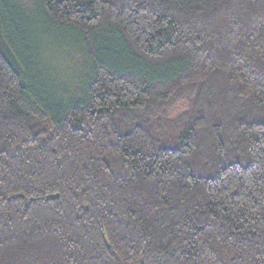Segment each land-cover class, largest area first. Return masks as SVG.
<instances>
[{
  "label": "trees",
  "instance_id": "obj_1",
  "mask_svg": "<svg viewBox=\"0 0 264 264\" xmlns=\"http://www.w3.org/2000/svg\"><path fill=\"white\" fill-rule=\"evenodd\" d=\"M37 1L0 0V264H264V0Z\"/></svg>",
  "mask_w": 264,
  "mask_h": 264
},
{
  "label": "rangeland",
  "instance_id": "obj_2",
  "mask_svg": "<svg viewBox=\"0 0 264 264\" xmlns=\"http://www.w3.org/2000/svg\"><path fill=\"white\" fill-rule=\"evenodd\" d=\"M19 6L27 11H32V16L37 17L38 16V2L37 0H16ZM33 21H36V23L33 22L34 26H38L41 28V25L38 20L34 19ZM40 30L35 31V33L38 34ZM48 50L49 55L47 57L49 59L48 62L51 64V66L54 69V72L59 75V77L65 81V80H73L75 81V84L73 85L74 88H76V80L77 76L80 73V67L82 64L81 57L76 52H70L67 49L62 48H55L50 47ZM52 52V54H51ZM72 87V88H73ZM69 88V87H67ZM70 88V89H72ZM74 90V89H73Z\"/></svg>",
  "mask_w": 264,
  "mask_h": 264
}]
</instances>
